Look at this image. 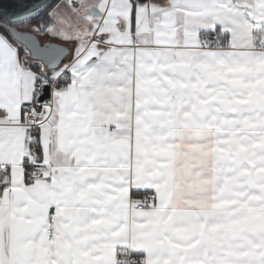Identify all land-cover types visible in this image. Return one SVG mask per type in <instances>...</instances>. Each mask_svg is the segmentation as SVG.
<instances>
[{"label":"snow or ice","instance_id":"snow-or-ice-1","mask_svg":"<svg viewBox=\"0 0 264 264\" xmlns=\"http://www.w3.org/2000/svg\"><path fill=\"white\" fill-rule=\"evenodd\" d=\"M0 264H264V0H0Z\"/></svg>","mask_w":264,"mask_h":264}]
</instances>
